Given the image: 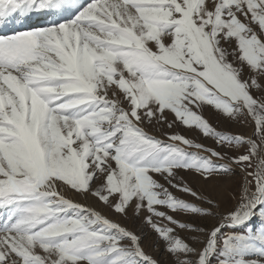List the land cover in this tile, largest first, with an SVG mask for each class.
Here are the masks:
<instances>
[{
	"label": "snow or ice",
	"instance_id": "6c2138e0",
	"mask_svg": "<svg viewBox=\"0 0 264 264\" xmlns=\"http://www.w3.org/2000/svg\"><path fill=\"white\" fill-rule=\"evenodd\" d=\"M0 210V264H264V0H0Z\"/></svg>",
	"mask_w": 264,
	"mask_h": 264
},
{
	"label": "rangeland",
	"instance_id": "374dc122",
	"mask_svg": "<svg viewBox=\"0 0 264 264\" xmlns=\"http://www.w3.org/2000/svg\"><path fill=\"white\" fill-rule=\"evenodd\" d=\"M170 119H171V116H170ZM233 130L234 131H244L246 133H250L252 131L251 128H247V129H233ZM165 131H169V130L168 129H165ZM171 131H181V132H184L185 135H191L190 133L185 132L183 128H177V129H173ZM154 134L157 135V136H160V133L159 132H155ZM89 202L91 203V201H89ZM97 207H99V205H97ZM0 211H2V210H0ZM121 223L127 224L130 227L134 226L132 221H123L122 220Z\"/></svg>",
	"mask_w": 264,
	"mask_h": 264
},
{
	"label": "bare ground",
	"instance_id": "6f19581e",
	"mask_svg": "<svg viewBox=\"0 0 264 264\" xmlns=\"http://www.w3.org/2000/svg\"><path fill=\"white\" fill-rule=\"evenodd\" d=\"M25 26H27V24Z\"/></svg>",
	"mask_w": 264,
	"mask_h": 264
}]
</instances>
